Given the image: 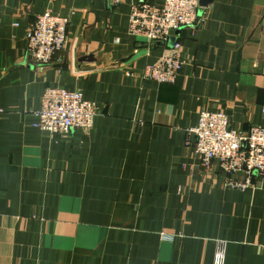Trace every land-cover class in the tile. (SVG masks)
<instances>
[{"label":"crops","instance_id":"crops-1","mask_svg":"<svg viewBox=\"0 0 264 264\" xmlns=\"http://www.w3.org/2000/svg\"><path fill=\"white\" fill-rule=\"evenodd\" d=\"M164 0H0V264H264V174L230 189L195 153L202 110L264 126V0H209L175 36L174 83L144 76L166 45L128 31L130 6ZM67 16L49 64L26 47L36 15ZM48 87L79 89L89 129L37 123Z\"/></svg>","mask_w":264,"mask_h":264},{"label":"built area","instance_id":"built-area-1","mask_svg":"<svg viewBox=\"0 0 264 264\" xmlns=\"http://www.w3.org/2000/svg\"><path fill=\"white\" fill-rule=\"evenodd\" d=\"M201 0L149 1L130 6L128 31L148 42L166 45L161 58L147 65L144 76L158 83H174L186 64L183 45L175 33L183 28L194 29L202 19ZM67 16L47 10L37 14L25 39L30 56L38 65L49 64L66 47ZM175 39L173 42L172 39ZM264 74V64L261 69ZM37 111V125L52 135H66L75 129H89L98 114L95 102L86 99L79 89L48 87ZM4 109L0 107V113ZM195 135L194 149L204 166L218 160L224 185L230 189L246 190L254 177L264 174V126L251 125L247 130L231 126L225 111L202 110L198 124L191 129ZM225 248L219 246L215 264H225Z\"/></svg>","mask_w":264,"mask_h":264},{"label":"water","instance_id":"water-1","mask_svg":"<svg viewBox=\"0 0 264 264\" xmlns=\"http://www.w3.org/2000/svg\"><path fill=\"white\" fill-rule=\"evenodd\" d=\"M208 4H209V0H201V5L203 6V7H206V6H208ZM175 39L173 38L171 41L173 42Z\"/></svg>","mask_w":264,"mask_h":264}]
</instances>
